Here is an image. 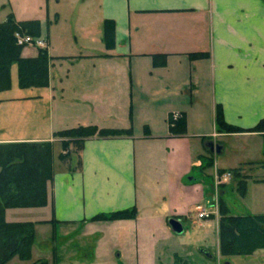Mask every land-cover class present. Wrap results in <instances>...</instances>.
I'll return each instance as SVG.
<instances>
[{
	"label": "crops",
	"instance_id": "1",
	"mask_svg": "<svg viewBox=\"0 0 264 264\" xmlns=\"http://www.w3.org/2000/svg\"><path fill=\"white\" fill-rule=\"evenodd\" d=\"M66 2V23L41 5L36 16L5 14L40 22L33 37L46 45H24L23 57L49 56L46 86L20 87L14 63L0 92V143L53 145L47 205L6 218L51 232L42 248L35 235L27 264H196L213 247L225 257L205 232L218 230L219 202L236 190L249 214H264V133L250 130L264 119V0ZM218 109L240 130H220ZM80 126L130 133L86 137L77 153L57 133ZM133 207L135 218L92 220ZM173 218L199 235L175 233Z\"/></svg>",
	"mask_w": 264,
	"mask_h": 264
},
{
	"label": "trees",
	"instance_id": "2",
	"mask_svg": "<svg viewBox=\"0 0 264 264\" xmlns=\"http://www.w3.org/2000/svg\"><path fill=\"white\" fill-rule=\"evenodd\" d=\"M109 22L106 23L108 26ZM31 36L40 35L38 20L18 21L11 12L0 22V92L11 88V67L18 66L19 86H46L49 81V56L45 48L36 57H23V46L16 40V33ZM203 55V54H195ZM216 120L220 130H240L226 123L221 110H217ZM251 131L264 133V119ZM130 130L99 129L96 126H80L57 133L58 136L73 138L81 148L86 137L119 136ZM70 141L63 142L60 158L68 156ZM67 151V152H66ZM235 174V172H234ZM237 175V174H236ZM54 177L53 145L51 142L0 143V264H7L14 257L30 260L35 238V223L32 221L9 222L6 210L9 208H29L46 206L48 184ZM237 189L241 195L246 191V181L240 180ZM219 237L220 252L224 256L250 255L264 249V214L232 215L225 203L220 201ZM135 207L98 214L92 218L113 220L135 218ZM40 264H47L39 260Z\"/></svg>",
	"mask_w": 264,
	"mask_h": 264
},
{
	"label": "rangeland",
	"instance_id": "3",
	"mask_svg": "<svg viewBox=\"0 0 264 264\" xmlns=\"http://www.w3.org/2000/svg\"><path fill=\"white\" fill-rule=\"evenodd\" d=\"M46 1L47 0H0V3L3 2L5 3L9 9H5L3 10V8L1 7L0 4V22L4 21L5 19V14L7 13V10H13L15 11L16 14H18V16H36L38 14H40V5L42 8V12H43V16H47V13H45V11L47 10L48 7L49 8V13L51 11L52 8H55V11L59 12L60 14L63 15V18L60 19L61 23H64L65 20L66 22L70 21V17H72L73 13L69 14L70 9H72L73 7H70L66 0H60V1H49L47 6H46ZM45 4V5H44ZM52 17V16H51ZM59 21V22H60ZM65 22V23H66ZM21 33V31H20ZM28 45H32L31 43H28ZM60 147H56L55 151H56V159H57V153L60 151L59 149ZM73 151L78 153V147L76 145H73ZM53 169H54V164H53ZM52 183V182H50ZM48 184V189L49 186L51 184ZM228 200L227 201H223L228 209V212L232 215H242V214H249L248 211L242 206L241 204V199L239 198V194L236 192V190H230L229 195H228ZM219 208H220V202H219ZM218 212L219 209L217 208ZM33 209L31 208H16V209H11L10 211H7V219H27L31 217V213H32ZM183 226H184V232L182 234L179 235H199V230L197 227L196 223H193L191 220H183ZM219 221H220V212H219V220H218V230L216 231L215 228L205 231L206 235H211V237L209 239H213L216 240V235H218L219 237ZM45 227V226H44ZM36 228V226H35ZM204 232V234H205ZM50 230H48L46 227H39L38 230L35 231V235H39L38 237V244L37 247L38 248H42L43 247V243H41V241H44V235H50ZM208 239V240H209ZM219 245H220V237H219ZM36 247V254L38 255L40 250H38ZM211 251L213 252V258H206L204 256V254L199 251H197V259L196 262L194 261L193 263L196 264H260L258 263L259 261H255L257 256H261L264 254V249H260V250H256L255 252H253L250 255H231V256H225V257H221V256H217L216 255V249L213 247V249L211 248ZM203 255H202V254ZM257 255V256H256ZM224 256V255H223ZM264 258V257H262ZM31 260V259H30ZM27 260H20L18 257H14L12 260H10L7 264H27L26 262ZM180 264H190L191 261L189 262H185L184 260L180 261ZM262 264H264V259L261 262ZM32 264H40L39 260L32 262Z\"/></svg>",
	"mask_w": 264,
	"mask_h": 264
},
{
	"label": "built area",
	"instance_id": "4",
	"mask_svg": "<svg viewBox=\"0 0 264 264\" xmlns=\"http://www.w3.org/2000/svg\"><path fill=\"white\" fill-rule=\"evenodd\" d=\"M16 40H17V43L19 45H26L28 43H31V44H36L38 46H41V47H45V41L44 39H41V38H35L31 35H28V34H23V33H16ZM231 178V174L229 172L223 174L221 176V180L223 181H227ZM204 216H208V214L205 212V211H202L199 213V217H204Z\"/></svg>",
	"mask_w": 264,
	"mask_h": 264
},
{
	"label": "water",
	"instance_id": "5",
	"mask_svg": "<svg viewBox=\"0 0 264 264\" xmlns=\"http://www.w3.org/2000/svg\"><path fill=\"white\" fill-rule=\"evenodd\" d=\"M170 225L172 230L177 233V234H182L184 232L182 223L180 222V220L177 219H170Z\"/></svg>",
	"mask_w": 264,
	"mask_h": 264
}]
</instances>
